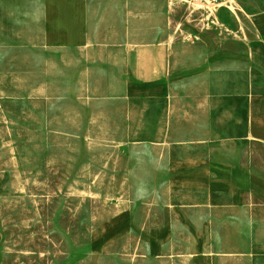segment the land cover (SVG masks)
Segmentation results:
<instances>
[{
    "label": "rangeland",
    "instance_id": "obj_1",
    "mask_svg": "<svg viewBox=\"0 0 264 264\" xmlns=\"http://www.w3.org/2000/svg\"><path fill=\"white\" fill-rule=\"evenodd\" d=\"M262 12L264 0H0V264H189L169 255L189 250L188 218L167 223L176 239L158 232L164 155L190 128L174 118L195 89L260 99Z\"/></svg>",
    "mask_w": 264,
    "mask_h": 264
},
{
    "label": "crops",
    "instance_id": "obj_2",
    "mask_svg": "<svg viewBox=\"0 0 264 264\" xmlns=\"http://www.w3.org/2000/svg\"><path fill=\"white\" fill-rule=\"evenodd\" d=\"M255 24L264 37V12ZM191 95L195 101L174 118L180 126L189 122V131L180 130L164 155V179L155 189L160 202L172 203L157 205L158 232H169L167 223L180 215L188 218L191 243L189 250L174 248L169 255L188 256L189 264H264V90L260 99L210 88ZM161 120L153 119L157 128ZM215 225L221 231H214ZM218 238L225 244L209 249Z\"/></svg>",
    "mask_w": 264,
    "mask_h": 264
},
{
    "label": "bare ground",
    "instance_id": "obj_3",
    "mask_svg": "<svg viewBox=\"0 0 264 264\" xmlns=\"http://www.w3.org/2000/svg\"><path fill=\"white\" fill-rule=\"evenodd\" d=\"M232 2L235 3V1H232ZM206 5H207V4L200 3V4H199V7H204V6H206ZM231 5H232V6H236V4H233V3H231Z\"/></svg>",
    "mask_w": 264,
    "mask_h": 264
}]
</instances>
